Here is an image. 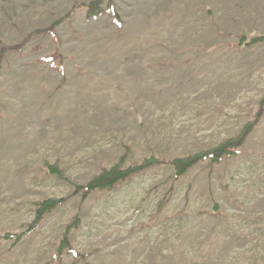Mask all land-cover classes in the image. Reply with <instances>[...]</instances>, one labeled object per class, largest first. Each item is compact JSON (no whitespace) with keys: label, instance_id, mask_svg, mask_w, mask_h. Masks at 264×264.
I'll return each instance as SVG.
<instances>
[{"label":"rangeland","instance_id":"rangeland-1","mask_svg":"<svg viewBox=\"0 0 264 264\" xmlns=\"http://www.w3.org/2000/svg\"><path fill=\"white\" fill-rule=\"evenodd\" d=\"M92 1L0 0V46L22 43L0 56V264H264V115L219 164L83 188L240 133L264 97V41L242 42L264 36V0ZM69 224L79 258L56 256Z\"/></svg>","mask_w":264,"mask_h":264},{"label":"trees","instance_id":"trees-1","mask_svg":"<svg viewBox=\"0 0 264 264\" xmlns=\"http://www.w3.org/2000/svg\"><path fill=\"white\" fill-rule=\"evenodd\" d=\"M101 0H94L90 3L81 4L84 5L89 15H97L98 13H102L103 10L100 8ZM70 16V12H68L66 15L62 17V19H66ZM115 19L118 21V16L115 13ZM54 25H51L48 29L45 30H38L36 32L41 31H47V32H53ZM35 34V33H33ZM32 33L30 34L33 35ZM264 36H255L252 39H247L245 37L242 38V42L244 44H252L255 42H263ZM22 48V43L12 46V47H2L0 46V56L4 54L5 50L13 49V50H19ZM264 115V97L261 99L259 107L257 111L255 112L253 118L247 122V124L243 127V129L240 131V133L234 137L224 139L221 143L218 145L207 149V150H201L196 154L187 156V157H181V158H175L170 161H163L159 160L155 157H150L148 159H144L139 164L131 165L127 168L122 167L123 159L120 160V162L111 168L103 167L101 168L100 172L93 176L91 179L87 180L84 185V191L86 192H93L97 190H104V189H110L115 184L119 183L120 181L124 180L125 178H130L135 173L142 172L145 168L152 166L154 164H160V163H169L174 168V175L176 179H179L182 175H184L192 166H194L197 163L200 162H208L212 165L219 164L223 159L231 158L239 154L240 148L243 146L245 141L248 139L249 134L254 130V128L259 124L262 117ZM46 170H48L49 173H56L59 177L62 175V170H60L56 165L46 163ZM65 199H47L42 201L39 204L38 209L36 210V217L32 225L28 228V230L34 229L36 224L41 220L44 213L52 210L54 207L61 204ZM71 227V224L67 226V229L65 230L61 243L58 246V251L56 253V256L60 257L64 250L70 254L73 255L75 258L80 257V253L77 252L75 249L72 248V246L69 243L67 233L69 228ZM20 237V234L14 235L12 232H7L3 234V238H16L18 239Z\"/></svg>","mask_w":264,"mask_h":264}]
</instances>
